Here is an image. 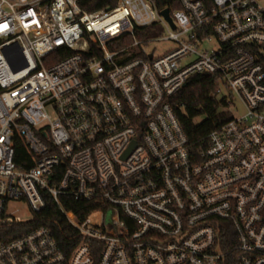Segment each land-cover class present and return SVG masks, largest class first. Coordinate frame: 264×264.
<instances>
[{"label": "built area", "instance_id": "built-area-1", "mask_svg": "<svg viewBox=\"0 0 264 264\" xmlns=\"http://www.w3.org/2000/svg\"><path fill=\"white\" fill-rule=\"evenodd\" d=\"M80 1L0 0V264H264V0H179L175 25ZM195 74L243 110L198 150L173 101ZM48 200L65 245L34 224Z\"/></svg>", "mask_w": 264, "mask_h": 264}, {"label": "trees", "instance_id": "trees-1", "mask_svg": "<svg viewBox=\"0 0 264 264\" xmlns=\"http://www.w3.org/2000/svg\"><path fill=\"white\" fill-rule=\"evenodd\" d=\"M159 8H169L174 11L180 7L179 0H154ZM116 0H81L80 4L88 10H96L115 3ZM59 57L57 56L56 59ZM221 82L211 74H195L188 80L187 86L173 98L177 107V114L191 145L195 150L205 148L211 132L219 129L232 118L229 96L218 89ZM30 154L24 141L16 139V162L22 164L28 160ZM63 205L74 210L81 217L99 207L97 204H87L73 199L62 198ZM33 223V222H32ZM24 223L23 226H30ZM38 225H49L58 240L65 245L66 233L73 229L68 225L62 214L61 207L52 200H48L46 209L34 222ZM26 231V229H25Z\"/></svg>", "mask_w": 264, "mask_h": 264}, {"label": "rangeland", "instance_id": "rangeland-1", "mask_svg": "<svg viewBox=\"0 0 264 264\" xmlns=\"http://www.w3.org/2000/svg\"><path fill=\"white\" fill-rule=\"evenodd\" d=\"M169 35V31L166 28H162L160 29L157 33L156 36H167ZM174 45L173 41L170 40H163V41H149L148 44H146V47L148 49L149 52H153L155 53V55H160L162 53H165L166 51H168L170 48H172ZM213 45H217V43H214ZM233 112L236 115H240L243 113L242 109H232ZM20 211L26 212L27 210V204L26 203H22L19 205Z\"/></svg>", "mask_w": 264, "mask_h": 264}, {"label": "water", "instance_id": "water-1", "mask_svg": "<svg viewBox=\"0 0 264 264\" xmlns=\"http://www.w3.org/2000/svg\"><path fill=\"white\" fill-rule=\"evenodd\" d=\"M162 14L173 24V25H175L174 24V22H173V18L171 17V14H170V10L168 9V8H165L164 10H162ZM21 51V50H20ZM10 59V62H11V64H12V66L14 67V69H19V68H22V67H25L26 65H27V61L26 60H23V62H21V64H20V66L19 67H17V66H15L13 63H12V61H11V58H9Z\"/></svg>", "mask_w": 264, "mask_h": 264}]
</instances>
